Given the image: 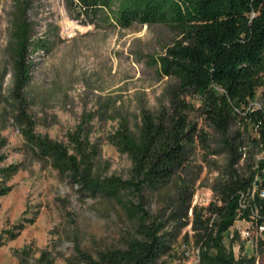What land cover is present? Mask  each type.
<instances>
[{
    "label": "rangeland",
    "instance_id": "374dc122",
    "mask_svg": "<svg viewBox=\"0 0 264 264\" xmlns=\"http://www.w3.org/2000/svg\"><path fill=\"white\" fill-rule=\"evenodd\" d=\"M14 2L0 0V165L19 163L6 180L11 189L0 196V264H78L76 247L94 257L122 247L138 235L140 219L113 196L79 194L66 174H59L49 159L38 158L26 142L16 118L7 46ZM72 5V0H31L28 17L37 36L50 40V48L30 53L24 106L35 133L67 142V133L80 126L97 148L94 175L128 178L130 160L110 136L121 119L136 135L142 109L154 113L168 104L167 88L176 80L160 75L152 58L164 52L174 33L160 23L133 22L123 28L103 18H76ZM186 98L194 106L189 119L205 132V140L195 139L186 163L165 184L143 192L145 222H159L168 244L153 264H198L193 211L217 201L213 186L228 161L224 136L198 108L201 99ZM262 102L264 85L256 88L249 105L256 108ZM237 130L243 153L235 166L248 173L261 155L251 142L257 134L251 123L243 127L240 116L228 136ZM120 197L138 200L128 190H121ZM245 224L238 220L231 230ZM260 235L251 242L235 232L223 235V243L235 256H253L254 264H264V242H259L264 233Z\"/></svg>",
    "mask_w": 264,
    "mask_h": 264
},
{
    "label": "trees",
    "instance_id": "16d2710c",
    "mask_svg": "<svg viewBox=\"0 0 264 264\" xmlns=\"http://www.w3.org/2000/svg\"><path fill=\"white\" fill-rule=\"evenodd\" d=\"M30 3L15 0L7 45L12 63L11 92L18 100L16 118L23 125L26 142L38 158L49 159L59 174H66L79 194L113 196L130 215L140 219L138 235L122 247L106 249L97 257L76 247L78 264H153L167 251L161 224L145 222L143 192L165 184L184 166L195 139L205 140V132L189 119L194 106L186 96L193 95L201 99V113L224 136L228 156L225 170L213 186L217 201L193 211L191 227L198 264H254L253 256H235L226 248L223 235L238 217H248L250 208L262 211L264 205V197L258 194L264 187V102L256 108L249 105L256 88L264 85V0H72L76 18H103L123 28L133 22L160 23L174 33L164 52L152 58L160 75L176 80L167 88L168 104L154 113L142 109L136 135L121 119L110 136L118 151L130 160L128 178L94 175L97 148L80 126L67 133V142L34 132L23 90L33 65L30 53L48 51L50 40L35 33L27 14ZM237 116L244 128L252 124L257 135L251 142L261 151L248 173L235 166L243 153L239 130L228 136ZM3 157L0 154V162ZM18 169L19 163L0 165V196L11 189L6 180ZM121 190L132 191L137 202L122 199ZM241 199L247 206L238 216Z\"/></svg>",
    "mask_w": 264,
    "mask_h": 264
},
{
    "label": "built area",
    "instance_id": "2783aa9c",
    "mask_svg": "<svg viewBox=\"0 0 264 264\" xmlns=\"http://www.w3.org/2000/svg\"><path fill=\"white\" fill-rule=\"evenodd\" d=\"M255 186L252 188V191L254 190ZM259 196L264 197V187L259 189L258 192ZM246 203L243 199L240 200V210L238 212L239 214L246 208ZM238 220L244 221L246 224L243 227L236 226L234 229L231 230V228L228 231V235L232 237L235 232L242 235L244 239H247L248 241L253 242L254 240L258 239L257 235H260L261 233H264V205H262V211L259 210L258 207L250 208L248 211V217H238L233 225H235V222ZM261 237V235H260Z\"/></svg>",
    "mask_w": 264,
    "mask_h": 264
}]
</instances>
